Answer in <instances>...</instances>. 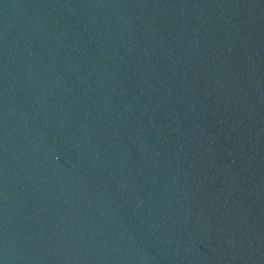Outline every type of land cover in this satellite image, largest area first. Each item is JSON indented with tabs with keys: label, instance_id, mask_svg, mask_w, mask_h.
<instances>
[{
	"label": "water",
	"instance_id": "obj_1",
	"mask_svg": "<svg viewBox=\"0 0 264 264\" xmlns=\"http://www.w3.org/2000/svg\"><path fill=\"white\" fill-rule=\"evenodd\" d=\"M0 264H264V0H0Z\"/></svg>",
	"mask_w": 264,
	"mask_h": 264
}]
</instances>
